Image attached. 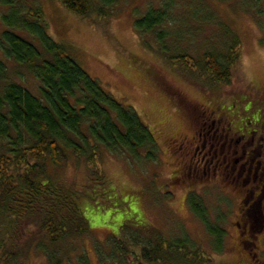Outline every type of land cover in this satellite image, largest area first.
I'll list each match as a JSON object with an SVG mask.
<instances>
[{"label":"rangeland","instance_id":"rangeland-1","mask_svg":"<svg viewBox=\"0 0 264 264\" xmlns=\"http://www.w3.org/2000/svg\"><path fill=\"white\" fill-rule=\"evenodd\" d=\"M20 1L23 7L40 6L51 40L69 48L70 56L91 79L116 101L132 108L158 146L155 163L135 162L106 152L101 154V172L112 192L106 199H100L98 206L84 201L82 213L88 221L89 232L67 243L66 249H71L72 253L66 264H77L76 259L82 253L86 264H106L102 256L108 259L116 254L112 241L128 236L136 238L142 246L151 245V229L167 241L187 239L188 244L210 257L209 264H254L252 261L259 257L264 264V218L258 219L257 215L264 210L263 204L260 206L264 193L261 195L254 189L253 177L232 173L227 177L230 168L229 173L222 170L206 174L199 165L196 176L189 170L195 164V147L183 146L185 140L192 141L195 133L201 131L202 122L211 115L209 110H216L215 115L222 114L221 108L229 107L241 95L247 100L257 96L262 100L263 109H256L255 117L264 122V0H119L113 17L92 18V21L67 12L58 0ZM165 4L171 6L172 24L164 27L168 35H173L165 42L172 48L171 54L178 51L198 60L205 52L223 53V45L229 43L225 40L224 28L239 39L240 58L228 86L211 88L196 70L192 73L176 70L167 63L155 34L143 35L135 30L137 19L149 9L159 10ZM9 11L0 0V32L4 29L2 15ZM21 36L32 40L26 32ZM9 69L19 70L21 77L15 76L14 81L37 97L38 81L12 63ZM241 120L238 116L237 122L242 123ZM230 136L234 139L233 147L238 138L232 133ZM242 143L247 144L248 140ZM219 146L218 161L223 163L227 151H220L225 148L223 144ZM241 148L242 145L238 157ZM233 152L231 148L226 157L235 158ZM230 167L232 169V165ZM237 167L239 173L241 165ZM55 177L68 189L81 195L88 193V171L83 160L71 156ZM245 179H249V183L239 195L235 191ZM190 194L202 199L197 209L199 213L205 212L208 219L216 213L223 216L227 235L220 255L214 250L216 247L206 226L188 207ZM240 210L249 216V237L239 236V231L243 230L236 227ZM169 256L163 264H203L198 260L184 263L174 253ZM26 264H46V261L40 253L32 252Z\"/></svg>","mask_w":264,"mask_h":264},{"label":"trees","instance_id":"trees-1","mask_svg":"<svg viewBox=\"0 0 264 264\" xmlns=\"http://www.w3.org/2000/svg\"><path fill=\"white\" fill-rule=\"evenodd\" d=\"M58 1L67 12L85 21L113 17L119 3V0ZM21 2L1 0L10 11L2 15L4 29L0 32V264H26L32 252L40 253L46 264H66L72 253L66 249L67 243L89 232L82 213L84 201L98 206L100 199H106L112 192L101 172V154L155 163L158 146L132 108L116 101L91 79L70 56L69 48L51 40L40 6L23 7ZM169 11L171 6L166 4L159 10L149 9L134 22L135 30L143 35L155 34L167 63L176 70L185 73L196 70L211 88L228 86L240 58L239 39L224 28L225 40H229L228 45H223L225 53L205 52L198 60L178 51L171 54L173 50L165 42L173 35H168L164 28L172 24ZM23 32L32 40L23 38ZM10 63L38 81L37 97L14 81L21 73L9 69ZM71 156L86 164V195L55 179ZM196 196H188V207L204 223L214 250L220 255L227 235L223 216L216 213L210 220L205 212L199 213L202 199ZM203 207L208 208L204 204ZM151 230V245L142 246L133 237L119 238L121 241H112L115 257L102 256L103 262L163 264L171 257L170 253L177 254L182 262H211L187 239L167 241ZM84 257L82 253L76 259L77 264H86ZM261 260L259 257L253 263L261 264Z\"/></svg>","mask_w":264,"mask_h":264},{"label":"flooded vegetation","instance_id":"flooded-vegetation-1","mask_svg":"<svg viewBox=\"0 0 264 264\" xmlns=\"http://www.w3.org/2000/svg\"><path fill=\"white\" fill-rule=\"evenodd\" d=\"M241 97L236 101H232L229 107L223 106L221 108L222 114L215 115L216 110H209L211 115L209 114L207 120L202 122L203 124L200 126L201 131L195 133L196 135L192 138V141L185 140L183 146L186 145L185 147L189 148L193 145V147H195V152H193L195 164L192 165V167L190 166L189 170H191V172L194 171L196 176L199 175L196 173L199 165L206 174L218 173L222 170L229 173L230 168L231 172L230 174H226L227 177L231 175V173L232 175L236 174L238 176H243L246 174L247 177H253L255 182L253 183L254 189L262 195V193H264V122L255 117L257 115L255 113L256 109H263V103L258 96L254 100H247L245 95H241ZM238 116L242 119V123L237 122ZM225 117H227L226 121L224 119ZM225 122H227V124H225ZM231 133L232 136L238 138L237 140L235 139L236 141L233 147L232 144L234 139L230 136ZM245 140H248L247 144L242 143ZM220 144H223L222 147H225L224 150L222 149L220 151H227L226 156H228L229 151L233 148V153L236 157L229 159L224 156L223 163H220L218 161V149L220 148ZM240 145H242L241 155L238 157ZM242 160L246 161L240 164ZM230 165H232V169ZM239 165H241L240 172L238 171L239 173H237V166ZM245 166H248V169H246ZM189 175L191 176V174ZM246 183H249V179L243 180L241 182V188H238L235 192L241 195ZM262 199L263 201H260V206H262V204L264 206V194L262 195ZM261 211L257 214L258 219L262 218V216L264 218V210L262 211L263 213ZM247 218H249L248 214L246 215L244 210H240L238 218L239 223L236 224V227L237 229L242 227L243 230L239 231V236L241 237H249L250 235V226ZM255 219L257 218L255 217ZM262 223L264 224V219ZM246 242L249 243L248 240Z\"/></svg>","mask_w":264,"mask_h":264}]
</instances>
